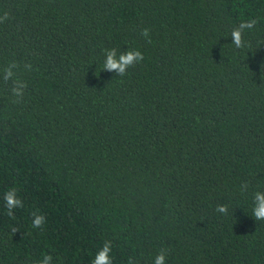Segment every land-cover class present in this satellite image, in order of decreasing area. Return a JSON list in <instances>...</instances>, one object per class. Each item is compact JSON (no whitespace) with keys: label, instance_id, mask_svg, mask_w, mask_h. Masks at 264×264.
<instances>
[{"label":"trees","instance_id":"1","mask_svg":"<svg viewBox=\"0 0 264 264\" xmlns=\"http://www.w3.org/2000/svg\"><path fill=\"white\" fill-rule=\"evenodd\" d=\"M5 11L0 70L18 62L28 87L15 102L0 79V264H91L108 240L114 264H153L161 249L167 264H264L252 216L264 0H0ZM106 48L144 60L117 77L102 70Z\"/></svg>","mask_w":264,"mask_h":264},{"label":"clouds","instance_id":"2","mask_svg":"<svg viewBox=\"0 0 264 264\" xmlns=\"http://www.w3.org/2000/svg\"><path fill=\"white\" fill-rule=\"evenodd\" d=\"M10 18V13L5 11L3 15H0V23L6 22ZM251 25H255L256 21L250 22ZM141 35L151 42V29L143 28ZM232 40L237 48L245 47V42L242 37L241 30H234L232 33ZM104 62L103 71L113 72L117 77H123L127 75L128 70L138 63L144 60V54L139 50L128 49L127 51H120L116 48L104 49ZM20 64L16 61H11L6 67L0 70V79L6 84H10L11 95L15 98V102L23 100L25 90L28 87L26 81L22 80L18 75ZM25 71H33L31 64H25L23 66ZM11 82V83H9ZM241 191H247L248 184L244 183L240 186ZM5 207L7 209V215L11 218H15V211L17 209L24 208V202L20 198L16 188H9L3 196ZM215 211L221 215L229 214V206L227 204H219L216 206ZM252 216L258 222H264V191H256L253 195V207ZM32 227L35 229H42L46 224V216L39 212L32 213ZM17 229H13V232H17ZM112 241L108 240L97 250L91 264H114ZM53 256L51 254L44 255L39 264H53ZM168 252L165 249H161L154 257L153 264H167ZM127 264H136L134 257H129Z\"/></svg>","mask_w":264,"mask_h":264}]
</instances>
